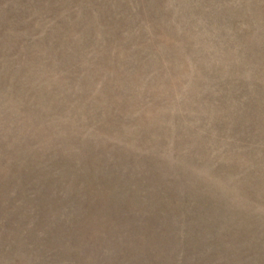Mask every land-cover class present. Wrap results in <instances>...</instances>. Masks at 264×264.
Segmentation results:
<instances>
[{
	"label": "rangeland",
	"instance_id": "rangeland-1",
	"mask_svg": "<svg viewBox=\"0 0 264 264\" xmlns=\"http://www.w3.org/2000/svg\"><path fill=\"white\" fill-rule=\"evenodd\" d=\"M0 264H264V0H0Z\"/></svg>",
	"mask_w": 264,
	"mask_h": 264
}]
</instances>
